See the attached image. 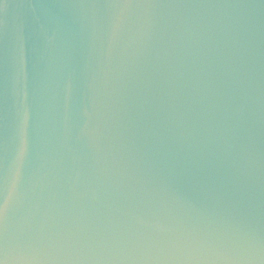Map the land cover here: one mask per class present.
Returning a JSON list of instances; mask_svg holds the SVG:
<instances>
[{
  "label": "water",
  "instance_id": "water-1",
  "mask_svg": "<svg viewBox=\"0 0 264 264\" xmlns=\"http://www.w3.org/2000/svg\"><path fill=\"white\" fill-rule=\"evenodd\" d=\"M0 264H264V0H0Z\"/></svg>",
  "mask_w": 264,
  "mask_h": 264
}]
</instances>
